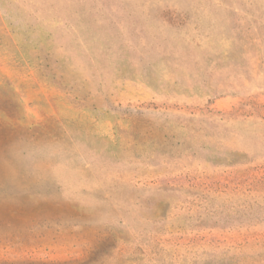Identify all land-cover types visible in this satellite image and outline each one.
Here are the masks:
<instances>
[{"label": "rangeland", "instance_id": "374dc122", "mask_svg": "<svg viewBox=\"0 0 264 264\" xmlns=\"http://www.w3.org/2000/svg\"><path fill=\"white\" fill-rule=\"evenodd\" d=\"M0 264H264V0H0Z\"/></svg>", "mask_w": 264, "mask_h": 264}]
</instances>
